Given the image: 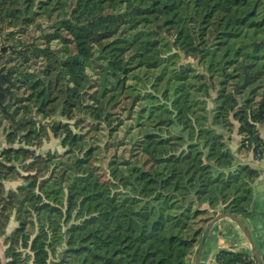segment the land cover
Segmentation results:
<instances>
[{"label": "trees", "instance_id": "1", "mask_svg": "<svg viewBox=\"0 0 264 264\" xmlns=\"http://www.w3.org/2000/svg\"><path fill=\"white\" fill-rule=\"evenodd\" d=\"M55 7L65 17L46 48L13 45L0 57V131L9 145L0 149V237L12 213L19 221L0 264H187L219 212L252 214L259 172L236 167L226 136L234 127L239 154L263 158L264 0H0V38L16 41ZM172 49L191 60L165 59ZM123 97L130 120L114 113ZM208 101L220 104L212 118ZM31 104L73 163L38 155L51 136L38 130ZM78 115L107 130L110 143L134 122L124 141L132 158L113 157L105 178L90 165L95 147ZM12 177L25 182L5 196ZM217 262L258 264L231 251Z\"/></svg>", "mask_w": 264, "mask_h": 264}, {"label": "rangeland", "instance_id": "2", "mask_svg": "<svg viewBox=\"0 0 264 264\" xmlns=\"http://www.w3.org/2000/svg\"><path fill=\"white\" fill-rule=\"evenodd\" d=\"M66 9L69 12V7H66ZM64 17H65V11L55 7V10H53V12L52 11L47 12V13L44 12V14H42L41 17L37 18L35 20V22L25 30L23 35L16 36L17 37V38L15 37L16 41H14L15 40L14 39L13 40L14 42L7 43V41H5V38H6V35H7L8 32L3 33V35L0 38V57L4 53H6V55L9 56L10 53H11V49H13L12 48L13 45L15 46L14 48L16 50H18V51H29V45L30 46L31 45L40 46L42 48H46L47 44H48L49 35L52 33L51 32L52 31L51 27L54 25L55 22L60 21L61 19H64ZM64 35L67 36V33L64 32ZM210 40L211 39L209 38L208 41H210ZM162 43H164L163 47H165L167 49V46H166L165 42H162ZM51 47H53V49H57L59 47V42L58 41H53L51 43ZM73 48L74 47L72 46V49ZM176 51L177 50H173L172 49V51L169 50L168 52H165L166 55H165L164 58L168 59V60L177 59V61L180 62V65H182V64L183 65H185V64L187 65L188 64L187 61H190L191 59H188V60H186V62H184L183 56H182V54L180 52H177L178 55H176L177 58H175ZM235 53H236V50H235V46H234V56H235ZM5 59H10V58L7 57ZM193 61H195V63H197L198 59L197 58H193ZM199 66H200V64L198 65V67ZM178 67H180V66H178ZM88 73H89V75L92 78L96 79V76L94 75L95 72L88 71ZM135 73L136 74L140 73L139 76H143L144 73H145V70L136 71ZM151 75H153L152 81L156 80L157 78H160V77H162V79H163V69L156 71L155 74L152 71ZM170 75H171V73L168 74L167 78L165 77V80L167 79L168 82L171 80ZM244 78H246V77H244ZM172 87L174 88V86H172ZM230 90H232V87L230 88ZM235 91L237 92V87L235 88ZM262 92H264V88H263L262 91H259V93L257 94L258 95L257 96V101L260 100V95H261ZM124 99H126V98L123 97V100ZM130 103H131V99H130V101L129 100H124L122 102V105L120 103V106L114 111V113H120V117L121 118L126 119V120L127 119L130 120V117H131V112L129 111ZM219 106H220V104L218 102H214L213 103L212 101H208V106H207L208 110L207 111L209 113V117L210 118H212L211 117L212 111L215 110V109L217 110L219 108ZM33 107L34 106L32 104L29 105V108H30L29 110H30V112L32 114V117L35 116L36 119L38 120V125H37L38 130L39 131L43 130V129H40L39 126H44V127H46V128H44V130L47 129V131H50L48 129V127H47L48 126L47 123L43 122V120L41 121V118H39V115L37 114V112L35 111V108H33ZM123 107H127L128 110L127 111L123 110ZM256 109H258V105L256 106ZM2 119L4 120V118H2ZM56 119L57 120L60 119V120L66 122V123H69V124L70 123L74 124V121H70L69 122L66 118L63 119L60 116H58V118H56ZM77 119H84L83 120L84 122L82 123L84 128L81 129L82 133L87 135V140L86 141H88L90 143V145L95 147L94 157L91 158L90 165L92 167L98 169V172L100 174H103L105 176V178L107 176V165H108V163L110 162V160L113 157H118V156L124 155V157H126L127 159H131L132 158V156H133L132 153H131L132 148L129 145H126V143L124 141H125L126 131L129 129L130 125L132 127L134 126V124H133L134 122H130L129 121L128 124H127L128 126L125 127L124 129H120L119 133L116 134L115 140H112L111 143H110V142H108L109 140L107 139V135H108V131L107 130H105V132H104L105 134L95 130L97 128H95V126H93V123L90 120H87V119L83 118L82 115H78ZM12 121L13 120H10V122H11L10 126H12V123H13ZM125 129H126V131H125ZM3 132H4L3 130L0 131V136L3 135ZM228 132H230V133L227 134L226 140L230 144H234L232 142V138H233V135L236 132V130L234 129V127H232ZM5 136H6V133H5ZM97 138L103 140V142L100 144L101 146L98 145L99 142H96ZM1 139L4 142V138H1ZM1 139H0V143H2ZM5 142H6L5 144L4 143L1 144L0 149L6 147L8 145V142H7L6 138H5ZM17 143L18 142H16V144H14V145H10V147L17 146L18 145ZM46 146H49V145H45V150H44L45 152L43 154H40V153H42V150H40V151L37 152L38 155L40 154L41 156H44L46 159L51 160L50 156L52 154L56 155L55 152H57V155H59V157H61L59 159V163L60 162H63V163L64 162H68L70 164L73 163V158L72 157L69 158V159H67V157H64V154L67 151V147L63 148V145H62V147H60V144H57V148H54L53 150L50 149L47 152L46 149H48V147H46ZM41 148H44V145ZM44 161H45V159H44ZM54 163L55 162H52V165ZM17 167L19 169V166H17ZM37 169H43V164L42 163L38 164L37 165ZM23 176H26V174H24ZM68 176L69 177L73 176L72 172H69ZM15 178H18V177H14V179ZM10 179L13 180V178H10ZM12 215L13 214H11L9 217L11 218Z\"/></svg>", "mask_w": 264, "mask_h": 264}, {"label": "crops", "instance_id": "3", "mask_svg": "<svg viewBox=\"0 0 264 264\" xmlns=\"http://www.w3.org/2000/svg\"><path fill=\"white\" fill-rule=\"evenodd\" d=\"M47 123H50V121L47 120ZM51 125L52 124H50V126ZM50 126L48 129H51ZM260 131L264 139V129H260ZM49 134L51 137L49 140H44V148L41 149L42 153L40 154L45 152V145L50 146H46L48 147V149H46L47 152L50 149L53 150L54 148H57V144H60V147H62V140L54 138L51 131H49ZM0 137L4 138V142L0 138L2 141V143H0L1 146V144L6 143V136L3 134ZM232 142L234 144H230V147L232 152L238 157L237 164L248 165L259 172L258 178L253 183V202L251 207L252 214L248 218L238 216L237 218L244 222L248 233L250 234L255 246L258 248L261 254V252H264V156L261 160H258L255 158L254 152L252 150L246 151V153L243 154H238L241 145V138L238 136L237 132L234 133ZM21 146L23 147V145ZM6 147L9 148L8 145ZM22 161L23 159L21 158L20 162ZM14 164L15 161L10 163V165ZM237 164L236 167L238 166ZM15 166L20 167V163H17ZM12 178L13 180L10 179L3 181L5 187V196H7V194L10 192H16L17 189L24 184L23 179L19 177L15 179L14 177ZM221 213L223 212H219V214ZM12 214L13 215L10 218L9 224L5 230V234L0 237V260L3 263L5 262V239L11 235V233L19 225L16 213ZM197 247L192 257L189 258L187 264H195ZM221 251L245 253L253 257V248L246 234L244 233V229L229 219L220 220L212 228L204 246L200 264H218L217 256Z\"/></svg>", "mask_w": 264, "mask_h": 264}, {"label": "water", "instance_id": "4", "mask_svg": "<svg viewBox=\"0 0 264 264\" xmlns=\"http://www.w3.org/2000/svg\"><path fill=\"white\" fill-rule=\"evenodd\" d=\"M0 90H1V87H0ZM237 91H238V89H237ZM259 112H260L261 117L264 118V110L262 107H260ZM222 219H229L232 222L239 225L240 227H242V229H244V233L246 234V236H247L248 240L250 241L252 248H253V257L255 258V260L258 264H264L262 256H261L258 248L255 246L250 234L248 233L247 227L245 226L244 222L241 221L240 219H238L237 216H234L232 214H224V213L218 214L213 219V221L209 224V226L206 228V230L204 231L202 238H201V241H200V243L197 247V250H196L195 264H200L202 253H203L206 241L208 239V236H209L212 228L214 227V225Z\"/></svg>", "mask_w": 264, "mask_h": 264}, {"label": "built area", "instance_id": "5", "mask_svg": "<svg viewBox=\"0 0 264 264\" xmlns=\"http://www.w3.org/2000/svg\"><path fill=\"white\" fill-rule=\"evenodd\" d=\"M6 163V158L2 154V150H0V164H5Z\"/></svg>", "mask_w": 264, "mask_h": 264}]
</instances>
